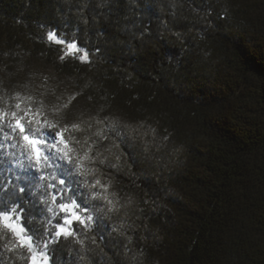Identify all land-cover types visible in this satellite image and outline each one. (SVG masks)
Masks as SVG:
<instances>
[{
	"label": "trees",
	"instance_id": "1",
	"mask_svg": "<svg viewBox=\"0 0 264 264\" xmlns=\"http://www.w3.org/2000/svg\"><path fill=\"white\" fill-rule=\"evenodd\" d=\"M0 114V264H264V0H0Z\"/></svg>",
	"mask_w": 264,
	"mask_h": 264
},
{
	"label": "snow or ice",
	"instance_id": "2",
	"mask_svg": "<svg viewBox=\"0 0 264 264\" xmlns=\"http://www.w3.org/2000/svg\"><path fill=\"white\" fill-rule=\"evenodd\" d=\"M48 38H49V40L55 39V37L53 36L52 33H49ZM67 47L69 48V50H74L76 48V46L74 44H69ZM81 59L82 60H86V56H82ZM17 107H19V105H17ZM64 107H67V105H64ZM12 116L15 117L16 114L12 113ZM2 119H3V114H0V120H2ZM29 122L30 123H39V121H36L35 119H30ZM44 126L47 127V128H55L56 127L55 124L49 123L47 121L44 122ZM14 127H15V129H18L19 132L22 134V138L26 142V144L31 146V150H32V153H33L34 158H35V166L37 168L40 166V163H41L42 159H44L45 161L50 160V159L54 161L56 159L55 154H53L51 157L45 156V155L42 154L40 149H38L36 147L37 144L43 143V141L33 139V138L30 137V135L24 134L25 133V126L22 123L21 119H15ZM72 127L73 128H78L79 125L78 124H73ZM59 145H63L64 147L61 148V147H59ZM48 146L50 148H55L56 153H61L62 154L59 157V159H61L63 161H66L69 164L72 162L71 158L69 156L70 149L68 148V145L65 142L64 135H63V130L57 131L55 133V137L52 138V143H50ZM77 168L78 169L80 168L79 162H77ZM57 169L61 172V178L58 180V183L60 185H65L66 180L63 178V176H71V172L67 168H61L60 165H57ZM52 200L55 202L56 201V197L53 196ZM58 206H59V208H60V210L62 212L71 213L70 218L64 220V224H71L73 221L84 223V221L81 219V217L79 215H77L75 212L72 211L73 207H79V205L76 204L75 201H73L72 205L61 203ZM49 211H52L51 207L49 208ZM8 219H9V217L6 214H0V223H3L5 227L10 228L13 232H16L17 234H19L20 232L23 231V229L18 228L16 225L6 223L8 221ZM88 220H91L90 216L88 217ZM61 233H63L65 236L71 234L64 227H60L59 230L56 232V235L59 236ZM23 243L28 244L29 242H28L27 239H23ZM29 250H31V245L30 244H29ZM45 259H47V258H45ZM32 264H37V260H36L35 255H33V257H32Z\"/></svg>",
	"mask_w": 264,
	"mask_h": 264
},
{
	"label": "rangeland",
	"instance_id": "3",
	"mask_svg": "<svg viewBox=\"0 0 264 264\" xmlns=\"http://www.w3.org/2000/svg\"><path fill=\"white\" fill-rule=\"evenodd\" d=\"M73 50H69V48L67 49L66 53H72Z\"/></svg>",
	"mask_w": 264,
	"mask_h": 264
}]
</instances>
